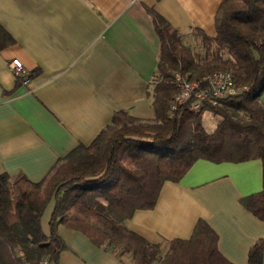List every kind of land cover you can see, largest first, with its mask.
<instances>
[{"label": "crops", "instance_id": "1", "mask_svg": "<svg viewBox=\"0 0 264 264\" xmlns=\"http://www.w3.org/2000/svg\"><path fill=\"white\" fill-rule=\"evenodd\" d=\"M221 0H0V26L14 43L0 50V173L41 180L78 145H89L115 111L153 120L159 37L151 9L183 35H215ZM18 58L33 73L17 83L8 63ZM264 109V91L259 97ZM220 120H217V123ZM215 129V128H214ZM262 189L259 159L197 160L177 182L165 181L153 208L137 210L124 225L166 248L190 238L199 219L217 234L219 252L246 264L249 248L264 241V222L239 200ZM52 198L41 216L49 235ZM65 244L56 264H133L109 246L59 225ZM264 264V253L262 256Z\"/></svg>", "mask_w": 264, "mask_h": 264}, {"label": "trees", "instance_id": "2", "mask_svg": "<svg viewBox=\"0 0 264 264\" xmlns=\"http://www.w3.org/2000/svg\"><path fill=\"white\" fill-rule=\"evenodd\" d=\"M147 11L160 41L155 118L115 111L89 145L75 147L39 181L0 173V264H21L18 251L32 264L44 257L56 264L65 248L57 234L59 225L80 231L97 246L129 255L133 264H233L219 252L217 234L203 219L190 238L170 240L166 248L124 225L135 211L153 208L163 183L179 181L199 159H259L262 189L239 202L264 222V109L259 101L264 91V0H221L215 35L193 30L197 51L184 44L182 33L162 16ZM13 43L0 26V50ZM217 71L232 74L237 95L199 111L191 109V99L170 115V101L178 91L175 73L195 81ZM33 73L27 72L29 79ZM205 111L221 118L212 132L203 127ZM52 198L46 235L41 216ZM263 253L264 241L258 239L249 248L246 264H262Z\"/></svg>", "mask_w": 264, "mask_h": 264}, {"label": "built area", "instance_id": "3", "mask_svg": "<svg viewBox=\"0 0 264 264\" xmlns=\"http://www.w3.org/2000/svg\"><path fill=\"white\" fill-rule=\"evenodd\" d=\"M138 0H129L135 3ZM10 71L17 79H21L24 85L29 84L30 79L22 62L18 58H12L8 63ZM174 81L178 88L177 93L170 101L171 112L178 106L192 99L191 109L199 111L204 105H216L219 99L234 97L239 90L233 82V76L228 71H217L203 76L199 80L188 81L179 73H175ZM21 258V264H32L25 259L22 251H18ZM37 264H53L47 257L42 258Z\"/></svg>", "mask_w": 264, "mask_h": 264}, {"label": "rangeland", "instance_id": "4", "mask_svg": "<svg viewBox=\"0 0 264 264\" xmlns=\"http://www.w3.org/2000/svg\"><path fill=\"white\" fill-rule=\"evenodd\" d=\"M183 43L190 46L193 50L197 51L200 50L199 47V43L195 42V40H183ZM156 86H158V84L155 83V88ZM221 118L217 115H214L213 113L209 112V111H205L202 114V124L204 129L207 132H212L214 130V128L216 127V122L217 120H220Z\"/></svg>", "mask_w": 264, "mask_h": 264}]
</instances>
